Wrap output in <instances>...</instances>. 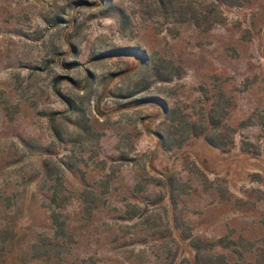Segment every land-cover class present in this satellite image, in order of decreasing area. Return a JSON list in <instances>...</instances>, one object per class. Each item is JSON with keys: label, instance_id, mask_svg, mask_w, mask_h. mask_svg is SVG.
<instances>
[{"label": "rangeland", "instance_id": "374dc122", "mask_svg": "<svg viewBox=\"0 0 264 264\" xmlns=\"http://www.w3.org/2000/svg\"><path fill=\"white\" fill-rule=\"evenodd\" d=\"M0 264H264V0H0Z\"/></svg>", "mask_w": 264, "mask_h": 264}]
</instances>
